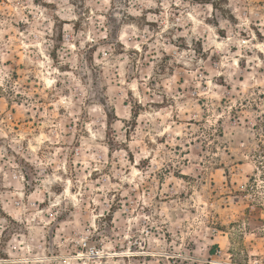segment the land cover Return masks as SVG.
<instances>
[{
	"label": "clouds",
	"instance_id": "9594fccd",
	"mask_svg": "<svg viewBox=\"0 0 264 264\" xmlns=\"http://www.w3.org/2000/svg\"><path fill=\"white\" fill-rule=\"evenodd\" d=\"M44 0H41L43 3ZM49 4H55L58 10H53L48 7L37 6L35 0H17L16 7L20 9L21 14H31L33 20L30 22V27L27 29V36L22 37L20 43L23 44L24 39L29 40L30 50L25 48V53L28 59L25 61L26 67L31 71L28 74H36L37 72L47 73L48 69L57 80L70 81L72 91L75 96H78V107L69 108L68 113L63 118V123H71L79 115V110L83 109L88 112L89 116L96 117L93 120L94 124L99 127L97 136L103 140L101 135L104 130V112L107 110L114 121L112 127L115 129L116 147L127 145V148L136 157V161L144 159L151 155L153 162L137 174L136 164L129 162L127 152L120 151L115 153L118 156L120 168L108 169L107 175L103 170L107 168L108 160L106 149L102 145L95 143V140L90 138L84 145V150H94V154L89 155L88 159L95 160L98 169L101 170L100 183L101 187L96 188L92 182H87L81 175L80 169H74L73 165L80 160L81 153H76L75 160L71 159V153L67 148H57L56 145L64 140V133L67 131L62 126L53 125L48 136L37 141L31 139L25 149L20 138L13 140V146L16 151L21 154L25 161L31 160L33 163H38L41 170L51 165L55 170L60 171V174L67 172L73 177L75 186L80 189L79 201L77 207V222L73 223L78 233H82L77 243H83L90 235L96 234L98 220L101 217L109 215L113 203H116L117 210L113 213L116 219V225L120 229L116 232L115 229L109 233L107 230L100 232L102 242L105 245V251L101 255H110L108 245L123 244V241L131 235H137L141 242L146 243L148 249L157 258L153 264H228L227 257L223 253L216 250V255L205 252L208 241L204 237H214L217 231V225L214 222L216 212L219 207L218 195L214 197L211 187V173L216 166L227 165L229 168L236 165L237 161L243 162V167L238 168L240 172H256L264 170V120L260 121V128L253 131L250 126H243L237 120L228 121V107L232 106V93H229L227 88H216L215 85L209 89V103L205 111V115H211L212 120L203 124L201 136L207 139L212 137L217 141L221 148L218 153L212 154L210 157H205L203 160L197 159L195 162L189 161L188 168L193 169L192 175L188 178L189 182L185 185L188 190L198 189L200 197L207 201V205L197 203L193 205L192 199L187 196L181 197L177 195L175 185L168 187V180L164 177V173L160 172L163 167L166 171L176 172L185 165L181 158L170 153L167 147L159 144H152L153 138L159 140L168 127L170 121L157 117L155 111L152 113V118L144 117L140 121V126L136 127L134 118L130 119L132 114V106L139 103L149 105L153 99L164 103V116L172 113L183 121L184 114L180 111V102L184 101V108H193L192 116L201 117L199 110L194 108V102L203 91L199 87L201 80L210 79L211 77L196 76L192 72L193 67L197 72L200 69L211 67L209 62L200 61L194 51L186 53H177L182 55L181 63L188 66L186 76L188 84L183 93L177 92L179 87L177 78L185 75L184 70H177L176 75L172 76L169 73H164L157 77V83L153 85V89H149L148 78L156 75V65L152 62V54L155 53V58L159 60L162 55L161 49L166 52H174L176 49L172 47L173 39L179 41L180 37H185V42L191 49L194 39L198 40L201 37H214L216 28L210 27L206 20L212 18L213 24L219 22V28L229 29V39L225 40L222 45H217L216 49L221 50L225 54V65L232 76L237 77L236 80H230L233 85L238 84V77L244 73V70L236 68L234 59L240 58L241 54L247 56L248 51L255 52L258 48L264 51V45L253 44L251 39L247 42L240 36L241 31H246L251 36V29L248 28L249 23L259 21L264 27V0H227V3L222 5L223 13L215 10L212 3H207L201 6L190 8L185 0H47ZM215 3V0H212ZM130 5V6H129ZM176 7H173V6ZM145 9H159V15L149 13L146 17L147 21H158L160 31H149L148 27H138L136 24L125 23L127 16L130 14L134 17H141ZM3 11H8V6H3ZM179 11V16L176 15ZM83 18L86 31L78 34L73 33V25L71 23L63 26L64 38L67 41L59 54V63L53 64L49 59L53 55V49L58 47V37L60 34V26L58 25L57 17L61 21L69 20L76 21L77 18ZM111 17L116 25L119 26L118 37H113V42L118 38L123 41L127 47L136 48V38H139L140 46L148 44L155 35L157 39L150 45L148 54V66L145 67V62L142 60L138 64H132L130 59L125 56L122 58H113V62H109L111 50L101 47L99 52L104 53L103 60L99 62L88 63L83 60V56L78 57V50L71 51L73 43L76 40H81L80 48H84V44L91 39L93 42H99L108 36V29H105L107 23L106 17ZM228 16H234L239 20L238 24H234ZM16 18L15 13L9 17H3L4 31L10 30V23ZM26 19V16H24ZM171 18V20H170ZM191 22V27L189 23ZM54 26H56L54 28ZM179 28H183L180 31ZM101 29H105L101 31ZM172 29V31H169ZM168 34L169 43L163 42L164 34ZM4 33H0V61L5 59L13 60V67L9 70H14L17 64L15 60L16 44L14 40H3ZM47 37V39L45 38ZM71 38V39H69ZM236 45L239 51L232 53L230 46ZM210 47V45H209ZM216 49H213L215 51ZM208 50L207 48L205 49ZM71 51L72 67L71 75L66 73H57L56 68L60 67L67 61ZM99 55V53H97ZM210 59V58H209ZM255 59V57L253 58ZM121 61L128 66L127 76L124 69L120 67ZM195 62V63H194ZM43 66V67H42ZM115 69V72L110 77L104 75V69ZM0 69L3 65L0 64ZM118 74V76H117ZM218 73L213 71L212 76ZM125 79L131 83H125ZM264 80V77H261ZM252 77H248L246 83L249 87L254 86ZM23 81L17 83L12 82L11 87L15 91H20ZM0 86L7 87V76L0 78ZM195 91H192V88ZM108 89L106 92L105 89ZM142 88L140 92L138 89ZM131 89L132 96H128V90ZM235 87H233V93ZM143 99L140 100V97ZM175 98V104L173 102ZM224 97L228 104L224 106V123L216 125L215 109L221 107L219 99ZM237 99H241V95L237 94ZM49 101H45L48 103ZM127 102V107H125ZM27 103V101H26ZM38 101L33 102V107ZM119 104V111L113 112V107ZM67 107V105H66ZM38 112L39 109L37 108ZM117 116L123 119H117ZM36 123L39 126L41 121L39 116L35 117ZM127 125V126H125ZM131 133L130 141L127 140L126 134ZM47 140L48 143L43 141ZM145 140L149 142L150 147L145 145ZM171 133L169 134V142ZM35 145V147H33ZM43 146V159L36 155L37 151ZM6 155L3 149H0V157ZM67 162V169L64 168ZM174 165V166H173ZM3 169L0 168V171ZM90 170H95L91 169ZM53 174H56L54 172ZM159 175L165 182L162 186L157 184L155 177ZM80 177V179H76ZM135 177L133 180L132 178ZM112 178L117 180V183H112ZM22 181L23 177H19ZM35 179L40 183L37 187V192H47L51 186L50 179H44L38 176ZM131 183L127 188L125 184ZM244 191L233 192L230 190L233 200L239 203L241 198L245 202L253 204L257 208V216L264 211V183L259 187L253 185L246 186L243 183L239 185ZM237 188V185H232V189ZM183 191V189H181ZM218 193L219 188L215 189ZM50 204L43 211L35 204V200H43V197L37 195L30 198L27 204L20 198V192L9 193L0 198V204L11 211V214L19 220L23 228L19 231H9L8 236H5V229L9 228L8 222L0 220V257L4 254L9 258V264H32L35 259L33 253L37 256H43L45 249L41 246L47 232L51 231L49 225L52 224L56 216L57 205L61 204V198L56 197L55 193L49 192ZM119 196L121 201H116ZM159 196L160 200L156 197ZM7 201L5 204L4 201ZM66 203H72L68 197H64ZM165 200L167 204L165 205ZM231 202L225 197L224 206L228 207ZM165 207L167 211H165ZM195 207V214L192 209ZM20 209V212L15 209ZM147 209V211H145ZM83 225V227H80ZM103 221L100 220V226ZM209 227L212 231L209 232ZM132 228L136 232L131 231ZM87 229V230H86ZM237 231L232 232L231 243L228 245L234 252L238 244L242 245L249 235L254 234L255 237L264 238V220L242 218L237 225ZM27 231L26 236H21V231ZM62 227L59 232H64ZM231 231V230H230ZM166 232L173 233L172 242L169 243L164 239ZM110 234L118 236L119 239H110ZM57 236L59 233L56 234ZM9 236L11 239H9ZM68 239H76L75 237H66ZM59 243V239H52L51 245L54 249ZM0 264H5L3 259H0ZM236 264H243L242 261H237ZM260 264H264V257L261 258Z\"/></svg>",
	"mask_w": 264,
	"mask_h": 264
},
{
	"label": "rangeland",
	"instance_id": "374dc122",
	"mask_svg": "<svg viewBox=\"0 0 264 264\" xmlns=\"http://www.w3.org/2000/svg\"><path fill=\"white\" fill-rule=\"evenodd\" d=\"M71 2L72 0H70ZM185 2L189 4L190 8L212 3L213 9L221 11L224 14L221 6L226 4L227 0H215V3L212 0H185ZM35 3L40 7L58 10L55 4H49L47 0H44L43 3H41V0H35ZM5 4L8 6L7 12L3 11ZM16 4L17 0H0V33H4V41L14 40L17 48L15 55L17 64L14 66V70L5 72V70L13 67L12 59L0 61V64L3 65V69H0V78L7 76L8 85L7 87L0 86V149H3L6 153V155L0 157V168L3 169L0 171V198L19 190L20 198L27 204L30 198L40 195L43 197L42 202L41 200H35V204L39 206L41 211L50 204L51 198L49 197V192L55 193L56 197L61 198V204L57 205L56 209H54L57 213L55 219L49 225L51 231L46 233L41 245L45 249L44 255L37 256L33 253L35 259L32 261V264H153L157 258L148 249L146 243L140 241L137 235L129 236L123 241V244L108 245L111 254L101 255L105 251V245L99 233L105 230L111 233L112 229H115L116 232L120 231L116 225L115 216L113 215L117 210L115 202L109 211V215L101 217L98 220L96 234L90 235L83 243H77L76 240L80 238L82 233L77 232L76 228L73 227V223L77 222L76 203L79 201L80 189L75 186L73 177L69 176L66 171H64V174H60V171L63 170L57 171L51 165L41 170L38 163H33L31 160L25 161L13 146V140L20 138L23 147L26 149L31 139L35 138L39 141L48 136V133L51 131V126H62L67 130L63 134L65 139L61 140L56 147L67 148V151L71 153L70 158L73 160L76 158V153H81L80 160L74 163L73 168L80 169L84 180L94 183L97 189L102 186L99 182L101 170L98 169L95 160L90 161L88 159L89 155L94 154V150H84V145L90 138L94 139L96 144L102 145L106 149L108 165L103 170L105 175H107L108 169L115 168L118 170L120 168V158L115 155V153L120 151L128 153L129 162L136 164L137 174L153 162L151 155L146 156L140 161H136V157L129 151L126 144L121 147H116L115 129L112 127L114 121L112 115L107 110L103 114L104 130L101 134L103 140L97 136L99 132L98 125L93 123L96 117L89 116L88 112L83 109L79 110L78 117L70 124L63 123V118L68 113L69 108L75 110V107H78V96L73 94L71 82L57 80L51 72V69H48L46 74L43 72L28 74L31 69L25 65V61L29 58L25 53V48L28 47L30 50L29 40L24 39L23 44L20 43V40L22 37L27 36L26 30L29 29L33 17L27 13L21 14ZM173 7L176 6L174 5ZM14 13L16 18L11 21L10 30L5 32L3 17H11ZM149 13L158 16L159 9H145L141 17H134L129 14L125 23L136 24L138 27H141V30H143L142 26H146L149 31L155 30L158 33L160 31L159 22L147 21L146 17ZM176 15L179 16V11H177ZM24 16H26V19ZM228 18L234 24L239 23V20L234 18V16H228ZM106 20L105 29H108V36L99 42H93L89 39L84 44L83 49L80 48L82 41L76 40L73 43L71 51L78 50V57L82 55L84 61L92 63L103 60L104 53L99 52V49L103 47L111 50L109 62H113V58L127 56L132 64H138L143 60L145 67H147L149 48L157 37L154 35L152 40H149L148 44H144L143 46H140L139 38L137 37L136 43L138 46L136 48H129L118 38L113 42V37H118L119 26L115 24L110 16L106 17ZM57 21L60 26L58 47L53 49V55L49 57L53 61V64L59 63L60 51L65 43H67L64 38L63 26L71 23L73 25V33L76 34L87 30L83 18L79 16L74 22L69 20L61 21L59 17H57ZM205 23L217 29L214 37L208 36L207 38L201 37L198 40L194 39L191 49L185 42V37H180L179 41L173 39L171 45L176 51L166 52L164 49H161L162 55L159 60L155 58V53L152 54V62L156 65V75L148 78L149 89H153V85L157 83L158 76L166 72L175 76L177 70L182 69L185 75L177 78L179 87H177L176 91L183 93L188 84V78L186 76L188 66L181 63L183 56L177 55V53H186L191 50L195 52L200 61L209 62L211 67L200 69L199 72H197L195 67L191 69L192 72L196 73L197 77H200L201 74L203 77H211L210 79L200 81L199 87L203 91L194 102L189 101V103H194V108L200 111L201 117L196 118L192 116L190 113H192L193 108H184L183 100L180 102V111L184 114L183 121L172 113L164 116V103L160 102L158 104L153 99L149 105L139 103V101L133 105L130 119L134 118L136 127H139L141 119L144 117L152 118V113L155 111L158 118L170 121L168 127L164 129L161 138L159 140L153 138L152 144L167 147L170 153H173L176 157L183 160L185 167L176 172L166 171L161 167L160 172L164 173V177L168 180V187L176 186L177 195L181 197L187 196L192 199L193 205L201 203L206 206L208 202L200 197L199 190L193 189L190 191L185 188V185L188 184V178L193 172V169L187 167L189 161L195 162L197 159L203 160L205 157H210L212 154L218 153L221 148V145L212 137L205 139L201 136V132L203 131L202 125L212 120L211 115L204 114L209 103L207 93L212 85H215L216 88H227L229 93H232V106L228 107L227 112L228 121L237 120L243 126H250L253 131L258 130L260 128V121L264 120V80L261 79V77H264V51H260L257 48L255 52L248 51L246 57L241 54L240 58L231 61L237 69L244 70V73L238 77V84L233 85L230 83V80L234 81L237 77L232 76L227 70L224 63L225 54L221 50L216 49L217 45H222L225 40L229 39L230 30L219 28V22L217 21L216 24H213L212 18L206 20ZM191 26L190 22L189 27ZM248 28L251 29V36L246 31L240 32V36L244 41L247 42L251 39L253 44L264 45V27L260 25L259 21L254 24L249 23ZM105 29H101V31ZM179 30L183 31V28H179ZM169 31H172V29H169ZM45 38L47 39V37ZM163 42L165 44L169 43L167 33L164 34ZM206 48L208 49L207 51L205 50ZM213 49L216 50L213 51ZM230 49L232 53L239 51L236 45H231ZM71 51L67 61L56 68L57 73L72 74ZM254 57L255 59H253ZM120 67L124 69L125 76H127L128 66L124 65L123 61H121ZM103 71L106 77H110L115 72V69L106 68ZM213 71L218 74L212 76ZM248 77H252V81L250 82H254L253 87H249V83H246ZM21 81H23L21 90L15 91L11 87L12 82L19 83ZM125 83H131V81L125 79ZM233 87H235L234 93ZM105 91L107 92L108 89L106 88ZM138 91L142 92L143 89L140 88ZM192 91H195L194 87ZM237 94L241 95V99H237ZM128 96H132L131 89L128 90ZM142 99L143 96L140 97V100ZM46 100L49 102L45 103ZM34 101H38L35 107H33ZM173 102L175 104L174 97ZM219 104L221 107L215 109L216 125L224 123V106L228 104V101L226 98L221 97ZM124 106H128L127 102H125ZM119 107V104L115 105L113 112H118ZM37 108L39 109L38 112L36 111ZM37 116H39L41 121L39 126L35 120ZM117 119H121L122 123L124 122L119 116H117ZM170 133L171 140L169 142ZM126 138L130 141L131 133H127ZM43 142L45 144L48 143L47 140ZM145 145L148 147L151 146L147 140H145ZM43 154L45 153L43 152L42 146L36 155L43 159ZM67 167V162H65L64 168L67 169ZM242 167L243 162L237 161L236 165L231 168L227 165L216 166L211 173V187L214 189L212 195L214 197L218 195L219 207L214 221L217 225L216 235L211 238L204 237L208 241L205 252L211 254L213 257H215L216 251L223 253L227 257L228 264H236L237 261H242L243 264H260L261 258L264 257V238L258 239L252 234L249 235L242 245H237L235 252L228 247L231 243L232 232L238 230L237 225L242 218L264 220V211L260 212L257 216L258 210L253 204L245 202L243 198L237 203L233 200L232 195L229 194L230 190L233 192L244 191V189L239 187L241 183L249 186L253 185L254 182V186L257 188L261 183H264V170H261L259 173L238 171V168ZM90 168L95 170H90ZM54 172L56 174H53ZM21 176L23 177L22 181L19 179ZM38 176L52 181L47 192H37L40 181L35 178ZM76 179H80V177H76ZM132 179L134 180L135 177ZM155 179L160 186L165 182L159 175ZM112 183H117V180L112 178ZM130 183L131 181L125 184L124 187L127 188ZM232 185H237V188L232 189ZM217 188L220 189L218 193L215 191ZM64 197L70 198L72 203H66ZM225 197L231 202L228 207L224 206ZM156 199L160 200V197L157 196ZM116 201L122 203L119 196L116 197ZM4 203L6 204L7 201L5 200ZM166 204L167 200H165ZM164 210L167 211V208L165 207ZM15 211L23 215L20 209L17 208ZM192 213L193 215L195 214V207H193ZM0 220H4L9 224V228L5 229V236H8L9 231H19L23 228L19 220L2 204H0ZM100 220L103 221L102 226H100ZM62 227L65 231L59 232V229ZM80 227H83V225H80ZM208 230L211 232V227ZM131 231L135 233L136 229L132 228ZM57 233H59L58 236L56 235ZM20 234L21 236H26L27 231H21ZM172 235L173 233L166 232L164 239L171 243ZM66 237H75L76 239H68L66 242ZM109 238L119 239L114 234H110ZM9 239H11L10 236ZM52 239H59V243L55 245L54 249L50 246ZM0 259H3L5 264H9V258L6 254L0 257Z\"/></svg>",
	"mask_w": 264,
	"mask_h": 264
}]
</instances>
